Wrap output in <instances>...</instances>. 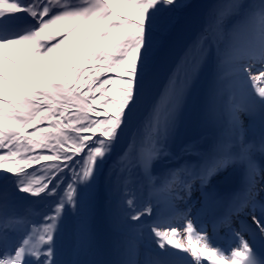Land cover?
<instances>
[{"label": "snow or ice", "instance_id": "snow-or-ice-1", "mask_svg": "<svg viewBox=\"0 0 264 264\" xmlns=\"http://www.w3.org/2000/svg\"><path fill=\"white\" fill-rule=\"evenodd\" d=\"M0 170V264H264V0H0Z\"/></svg>", "mask_w": 264, "mask_h": 264}, {"label": "bare ground", "instance_id": "bare-ground-1", "mask_svg": "<svg viewBox=\"0 0 264 264\" xmlns=\"http://www.w3.org/2000/svg\"><path fill=\"white\" fill-rule=\"evenodd\" d=\"M199 2V1H197ZM137 149H140V147H137ZM37 228L40 229V226L37 225ZM194 241H195V237H193ZM187 241H188V237H187V233H184V235L181 237L179 233H177V242L178 243H181L184 247H187ZM169 249L173 252H176L178 253V255L186 260H189V261H192V264H194V260L193 258L191 257V254L190 252L189 253H185L183 251V248H179V249H176V248H172L171 246H169Z\"/></svg>", "mask_w": 264, "mask_h": 264}, {"label": "rangeland", "instance_id": "rangeland-1", "mask_svg": "<svg viewBox=\"0 0 264 264\" xmlns=\"http://www.w3.org/2000/svg\"><path fill=\"white\" fill-rule=\"evenodd\" d=\"M197 1H199V0H197ZM192 2V1H191ZM139 144V146H143V147H145L147 150H149L150 149V147H151V145L148 143V139H147V135H145V137H144V139H143V141L141 142V143H138ZM138 144H137V147H138ZM137 151H138V149H137ZM123 155V154H122ZM41 163H44V164H47V163H49V162H41ZM33 168H36L37 170H39V166L38 165H33ZM27 171H31V169H26ZM0 172H2V170H0ZM33 199H38V198H33Z\"/></svg>", "mask_w": 264, "mask_h": 264}, {"label": "trees", "instance_id": "trees-1", "mask_svg": "<svg viewBox=\"0 0 264 264\" xmlns=\"http://www.w3.org/2000/svg\"><path fill=\"white\" fill-rule=\"evenodd\" d=\"M192 0H185V2H191Z\"/></svg>", "mask_w": 264, "mask_h": 264}]
</instances>
